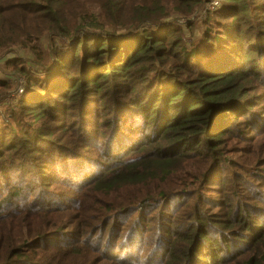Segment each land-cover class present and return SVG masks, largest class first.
Masks as SVG:
<instances>
[{"label":"trees","instance_id":"trees-1","mask_svg":"<svg viewBox=\"0 0 264 264\" xmlns=\"http://www.w3.org/2000/svg\"><path fill=\"white\" fill-rule=\"evenodd\" d=\"M213 1L219 2L217 11L209 7ZM262 21L264 0H0V89L16 92L21 80L27 88L22 97L15 94L0 101V137L5 138L0 142V178L11 194L4 201L20 199L26 188L37 203L67 191L69 195L75 182L88 178L74 174L89 173L86 152L103 157L90 165L112 162L104 178L89 184L72 205L42 209L24 200L19 208H25L26 216L79 211L72 216L90 224L74 219L63 234H54L55 240L41 233L24 240L17 229L15 241L4 252L0 249V264L107 263L106 253L119 248L112 237L121 236V226L133 221L119 219L123 213L116 211L138 207L135 224L147 212L145 221L158 223L152 206L160 202V215H167L179 230H159L163 235L151 243L152 251L164 248L165 258L154 264H264V169L259 165L247 170L236 161L251 138L240 125L252 128V93L260 94V100L264 95ZM186 33L199 43L176 40ZM247 50L259 63L237 68ZM201 56L209 58L200 63ZM63 76L67 80L60 85ZM85 87L88 94L82 91ZM89 100L104 107L96 116V137L86 135L85 125L70 137H57L59 123L51 109L75 114L78 105ZM262 122L254 135L261 131L264 137ZM3 129L11 133L5 135ZM54 154L68 160L52 161ZM53 165L57 168L48 177L46 168ZM14 169L21 176L26 170L37 176L15 178ZM38 177H43V187L56 183L64 191L50 188L43 197L33 185ZM214 179L222 182L221 188L210 186ZM119 184L130 190L127 204L100 209V193L109 194ZM207 190L223 198L216 211H211ZM170 203L177 207L172 217L165 212ZM211 225L214 231H209ZM133 231H124V244ZM61 238L66 254L54 252ZM134 243L135 238L132 247ZM121 248L129 251L125 245ZM76 255L85 259L69 261Z\"/></svg>","mask_w":264,"mask_h":264},{"label":"rangeland","instance_id":"rangeland-1","mask_svg":"<svg viewBox=\"0 0 264 264\" xmlns=\"http://www.w3.org/2000/svg\"><path fill=\"white\" fill-rule=\"evenodd\" d=\"M213 11H217L219 9V2L213 1L211 5L209 6ZM264 22V21H262ZM221 23L224 24L225 22L221 20ZM200 28H203V25L199 26ZM177 41H182L184 44H189L190 42H196L199 43V40H195L193 35L191 33H186L183 36L178 35L176 38ZM264 42V41H263ZM200 46H205L204 43H200ZM245 59L238 61V67L240 69H244L248 64H258L259 59L256 54L250 52L249 50L246 51L244 54ZM208 56H201L200 57V63H204L208 60ZM218 59L220 57L218 56ZM192 63L196 64L198 62L191 61ZM235 68V69H237ZM234 69V70H235ZM90 69L87 70V74H89ZM81 73L76 74V78L74 79L76 82L81 80ZM67 78L63 76L60 78L59 84L62 85V83L66 82ZM39 81V80H37ZM151 85V84H149ZM84 93H89V90H87V87H85L82 90ZM27 93L26 84H24V80H21L20 86L14 91H6L0 89V101L4 103V100H10L13 97H15V94L22 97ZM29 93V90H28ZM254 94V100H252V104L256 105L254 109H250L251 119H250V127L244 126L245 123H242L243 130L247 131L249 136V140L246 142L245 150L242 154H239L236 156L237 164L245 165L247 170H250L252 167L259 166L264 169V137L263 132L258 131L255 135L253 131H255V127L258 125V122L263 120V125L261 126V130H263L264 127V95L263 100H260L261 95L260 94ZM24 103H27L29 101V98H21ZM81 101H78L80 103ZM83 105L85 106V110L82 108ZM95 105V104H94ZM91 105L90 100L86 101L84 103H80L75 110V114H68L64 113L60 108H52L51 109V116L54 118L55 121H57L59 124L56 125V136L57 137H70L71 134L76 130L80 128L81 125H85L86 129V135H93L94 138L96 135H94L97 131V128L95 126L97 117L101 115V113L104 110L103 104L99 103L98 105L94 106ZM252 116H254V121L252 122ZM254 127V128H253ZM5 135L11 133L7 129H3ZM33 132L31 129H27ZM101 133H104V130H101ZM14 134V133H12ZM138 134V133H137ZM4 137H0V142L4 141ZM13 139V138H10ZM9 139V140H10ZM8 141V138L6 139ZM146 140V138H145ZM140 142H136L135 146H139ZM43 146H46L43 144ZM107 155V154H106ZM84 158L88 161L89 165L86 166L88 169L87 174L81 172V171H74L75 177H81L82 174L85 175V177H88L84 182H75L74 189L72 192H70L69 195H67L68 191L66 192V195L63 197L56 196L53 198H50V202L47 203H37L33 202V193L29 188L24 189L23 195L21 194V198H13L10 201H4L5 197L7 195H11L9 192H6L8 189V185H4L3 177L0 178V249L4 252L6 249V246L13 243L15 241V234L18 229V232L21 233V237L26 240L27 235L33 234V233H41V235L46 234V236H51L48 239L55 240V235L58 232H61L60 234H63L65 231L64 227L67 226L68 223L73 221L74 219H77V223L80 225H89L90 221L89 219H78L73 217L72 215L78 214L79 211L70 212V211H61V212H50L46 213V211H42V214H36L31 215L27 214L25 208L24 210L22 208H19L21 205L24 204V200L29 201V205L36 207V208H46V209H57L62 204L66 205H72L74 204V201L78 198V195L82 190H84L89 184H92L96 181L102 180L104 177H101L104 175L110 168H112V162H109L108 164L104 165H90V164H96L98 160H103V157L100 155L99 157H94L89 155L87 152L84 155ZM61 159L68 160L67 157H63L60 154H54L53 158H51L52 161H59ZM258 163V164H257ZM57 168L56 165L53 166H47L46 168V175L49 177L51 169ZM68 170H72L67 167ZM238 173H244V177L248 179L249 182H252L255 185L259 184V181H256L255 179L251 178L249 176V173L247 171L238 169L237 167L234 168ZM28 171V172H27ZM243 171V172H242ZM27 172L24 176H21L22 172L14 169L12 171L13 177H36L37 173L34 171L26 170L24 173ZM70 172V171H69ZM12 177V176H10ZM57 177V176H54ZM43 179V177H38L35 182H33V185L35 188L43 195V197H46V191H50V188L55 189L56 193H59L57 191H64V188L56 184L50 187V185L43 187L40 184V181ZM22 181H26L24 178H21ZM75 181V180H74ZM217 181V182H214ZM214 181L211 180L210 186L213 187V189H219L221 188V183L219 180L214 179ZM32 183V182H30ZM213 183H217V186H213ZM241 184L243 182H240ZM224 185H229L228 183H224ZM243 191L246 193H251L250 190H248L246 187H243ZM130 190L127 189L126 186H123L122 184H119L116 186L109 194L106 193H100L99 200V208L102 210H108L110 208H113L115 206H121L126 205L129 199ZM206 196L209 197V202L212 203V210L216 211L219 205V203L222 201V196H220L215 190L209 191L207 190ZM53 201H59L57 204ZM78 201V200H77ZM168 203V202H164ZM264 206V202L262 203ZM256 207H260L261 204L258 202H255L254 204ZM154 208L153 215L154 217L159 218V222L157 223L156 220L153 221L152 224L149 222H146L145 219L150 215L151 212H147L144 214V218L140 221V223L137 225L134 223L136 219H134L136 216L140 215L137 213L138 207H136L133 210H120L118 209L116 211L117 214H122L121 218L119 219H126V220H133L132 222H128L126 226L123 227V232L120 235L113 236V241H116V245L119 246V248H116L115 246L112 247L110 252L106 253V256H108L109 261L102 264H118L115 262L116 259H121L124 261L133 260L132 264H154L157 261H161L165 258V250L162 248V250H156L152 251V242L158 241V239L163 235V232H160L159 230L162 229L164 231H168L170 233L178 232L179 227L175 224L172 225L173 222L169 221L171 219H168L166 216H161V208L163 207V203H158L156 206H152ZM168 209L165 212H168L169 217H172L171 212H174L177 210V207H174L172 203L167 205ZM205 207H211L205 204ZM243 208H245V205H242ZM260 209H257L259 211ZM264 210V209H263ZM262 210V211H263ZM48 211V210H47ZM170 212V213H169ZM264 215L261 213V216ZM258 217V216H257ZM189 221L190 219L187 218ZM132 223V224H131ZM161 223L164 224V226H161ZM133 227L134 231L130 234V237L128 238V241L126 244L123 243V236L124 231L130 229ZM116 229V226L110 229V231H113ZM143 229L145 231H143ZM209 231H214L213 226L211 225L209 228ZM156 234V236H153V234ZM143 234H148L150 236L149 238L144 239ZM64 237V236H62ZM109 240V236L107 237ZM135 238L134 247H132L131 240ZM64 239L61 238L58 242V246L55 249V253H61L66 254L69 252L68 248L64 244ZM122 245H125L129 251L126 252L122 247ZM143 245L142 251L141 246ZM121 248V250H119ZM128 256L130 257L128 259ZM85 259V257H82L80 255L73 256L69 261L75 260L77 263L82 262ZM152 259L151 262L150 260ZM101 259H99L96 263H98Z\"/></svg>","mask_w":264,"mask_h":264},{"label":"water","instance_id":"water-1","mask_svg":"<svg viewBox=\"0 0 264 264\" xmlns=\"http://www.w3.org/2000/svg\"><path fill=\"white\" fill-rule=\"evenodd\" d=\"M158 24H161V23H158ZM132 30H134V29H132Z\"/></svg>","mask_w":264,"mask_h":264}]
</instances>
